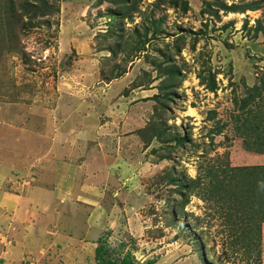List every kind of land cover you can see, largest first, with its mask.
Wrapping results in <instances>:
<instances>
[{
  "label": "rangeland",
  "instance_id": "374dc122",
  "mask_svg": "<svg viewBox=\"0 0 264 264\" xmlns=\"http://www.w3.org/2000/svg\"><path fill=\"white\" fill-rule=\"evenodd\" d=\"M51 1L58 12L1 43L13 50L0 55V107L13 118L0 122V154L10 149L0 190L44 185L48 196H28L35 208L44 195L42 224L57 234L13 245L0 223V264H95L102 241L108 257L141 264H264V222L248 247L238 205L212 192L240 194L238 180L207 175L223 181L229 167L264 163L236 130L264 99L249 113L233 103L264 81V41L252 29L264 0L217 16L216 0H127L123 17L115 0ZM170 65L178 74L165 88ZM208 70L213 92L197 77ZM169 175L199 180L182 201Z\"/></svg>",
  "mask_w": 264,
  "mask_h": 264
},
{
  "label": "trees",
  "instance_id": "16d2710c",
  "mask_svg": "<svg viewBox=\"0 0 264 264\" xmlns=\"http://www.w3.org/2000/svg\"><path fill=\"white\" fill-rule=\"evenodd\" d=\"M241 3H229L226 4L224 0H216L215 8L210 10V12L217 16V11H227V12H243L245 10H256L258 9L257 1H246L242 3L244 0H238ZM117 8L120 9L118 13L120 16H124V12L121 9H128L125 4L127 0H115L113 1ZM125 3V4H124ZM172 4H176L171 1ZM205 5H209L206 2L203 4V8L201 9V13L205 12ZM210 6V5H209ZM184 9V7L182 8ZM58 12V7L51 0H0V44L4 41L14 40L12 38L17 39L21 30L24 27L32 26L31 23L33 20L37 18L47 17L53 13ZM211 14V15H212ZM264 21H260L259 19L255 20V24L253 26V31L255 34L260 33L262 39L264 41V26L262 25ZM243 23H246L244 21ZM1 44L0 46V55L2 50L5 48L7 51L13 50L7 44ZM109 52H113L112 48L108 49ZM163 72L167 75V81L169 84L165 88H169L173 86L172 80L178 72L173 65L165 67ZM205 76L198 75L199 83L204 86L210 92L215 91L216 83L214 80V73L208 70ZM115 77V76H113ZM112 78V77H111ZM164 88V87H163ZM160 89V88H158ZM264 89V81H260V85H252L250 87H246L247 94L241 98L233 99L234 104H238V108L243 110L249 104L254 101V98L264 99L263 95ZM170 91H166L165 96L170 95ZM264 105V101L262 102ZM245 112L249 113L250 111ZM244 111V110H243ZM213 114V113H211ZM252 119L248 120L247 117L241 118V122L239 126L236 127L238 136H245L251 138V150L253 152L263 154L264 153V110L259 111L257 113H253L251 115ZM256 123V124H255ZM221 127L216 128L215 132L218 133ZM259 128V129H258ZM163 130L157 131V138L164 135ZM250 134H253L252 136ZM154 136V135H152ZM184 141L183 137H179L176 141L177 144H182ZM245 141V145H249ZM248 146L247 148H249ZM231 174L228 175V179L222 181V179H218L216 177L215 172H211L207 170V175L212 176V178H216L218 183H215L219 186H223L222 182H228V180H233L229 178H236L238 180L239 186H241L240 194L231 192L226 190L225 192L220 191L218 193L217 187L214 186L212 189L213 194H221L223 198L226 200L234 201L238 206V210L241 214L244 215V225L242 230L240 231V238L246 240L248 247H250L251 243L253 245L258 244V236L260 224L264 222V164H256V165H241V166H232L228 169ZM223 172V170H222ZM211 178V179H212ZM198 177L195 179L186 178L185 177H176L169 175L167 178L168 184L174 185V192H177L180 195L181 200L184 201L185 194L182 192V189H188L193 186L195 181H198ZM240 182V183H239ZM227 193V194H226ZM221 198V197H220ZM175 209L173 208V211ZM101 244L94 248L93 259L95 264H141L139 262L132 261L128 258V255H123L121 257H108L106 254H111L110 250H106V246ZM246 247V244L243 243L242 248ZM246 247L245 249H249ZM154 261L147 260L145 264H153Z\"/></svg>",
  "mask_w": 264,
  "mask_h": 264
},
{
  "label": "crops",
  "instance_id": "0c3cea01",
  "mask_svg": "<svg viewBox=\"0 0 264 264\" xmlns=\"http://www.w3.org/2000/svg\"><path fill=\"white\" fill-rule=\"evenodd\" d=\"M9 109H3L0 107V122L5 121L9 117L13 118V115L10 112ZM16 120V116L14 118ZM13 133V132H12ZM12 139H10L11 141ZM15 142L16 140L13 139ZM10 152V149H9ZM9 152H5L6 155L8 156ZM6 155L0 154V170L2 167L4 168L5 163L7 162V157ZM264 157L263 154H255L254 158L258 160L259 158ZM258 164H264L259 162ZM12 167L6 168L7 170ZM35 187L30 189L29 192H23V193H7L4 191L0 190V223L2 227L4 226L3 232L5 233L6 237L8 238L7 240L11 243L13 241L16 242V244L13 245H19L22 243V241H26V243H29V241L33 242L37 240L41 236V231H44V224H42V214L40 213L42 211L41 207H43L45 204L47 205L46 202L43 203L44 201V195H41V198L37 199V207L33 208L31 206V199L29 198V193L33 192H38V193H45V196H48V192H45L47 188L44 185H38V181H35L34 183ZM28 196V197H27ZM55 200L47 201V202H54ZM25 211V218L26 221L22 224L20 219L18 217V213L23 215ZM29 213H27V212ZM6 219V221H5ZM2 220H4V224L2 223ZM29 222V224H28ZM0 225V227H1ZM48 232H46V229L44 233H47L49 237H54L55 234H57V231H53L52 228H48ZM44 238V237H43ZM56 237H54L55 239ZM13 240V241H12Z\"/></svg>",
  "mask_w": 264,
  "mask_h": 264
},
{
  "label": "bare ground",
  "instance_id": "6f19581e",
  "mask_svg": "<svg viewBox=\"0 0 264 264\" xmlns=\"http://www.w3.org/2000/svg\"><path fill=\"white\" fill-rule=\"evenodd\" d=\"M191 111V110H190ZM193 111V110H192Z\"/></svg>",
  "mask_w": 264,
  "mask_h": 264
}]
</instances>
